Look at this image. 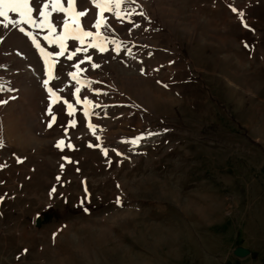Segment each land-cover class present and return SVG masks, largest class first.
<instances>
[{
  "label": "rangeland",
  "instance_id": "1",
  "mask_svg": "<svg viewBox=\"0 0 264 264\" xmlns=\"http://www.w3.org/2000/svg\"><path fill=\"white\" fill-rule=\"evenodd\" d=\"M124 7L145 15L106 14L119 52L89 49L100 67L81 64L100 141L81 105L75 117L53 105L48 128L43 61L0 26V264H264V0ZM77 8L91 9L90 28L96 10ZM84 55L60 57L50 84L73 103L67 74ZM61 138L74 150L55 147Z\"/></svg>",
  "mask_w": 264,
  "mask_h": 264
},
{
  "label": "snow or ice",
  "instance_id": "2",
  "mask_svg": "<svg viewBox=\"0 0 264 264\" xmlns=\"http://www.w3.org/2000/svg\"><path fill=\"white\" fill-rule=\"evenodd\" d=\"M90 4L94 7L95 19L93 20L91 27L88 28L82 22L83 18L89 15L91 9L78 10L77 0H0V26L7 29L10 26L17 28L21 33L25 34L32 42L33 46L38 51L44 65V74L46 78L43 80V87L48 94L49 107L47 114L50 117L48 128H52L56 122V115L53 113V105L62 103L65 107L66 114L69 117H75L77 111V105L83 107V116L86 121V127L90 130L91 134L96 137L97 141L101 140V137L97 135L98 126L91 123V117L94 115V109L100 105L94 104L91 99L85 96L81 98V91L83 88H91L93 81L90 79H82L81 74L86 72L87 69L81 68V64L85 62L91 63L93 69L99 68L100 65L92 62V57L87 55L89 49H96L103 53L108 50V44L115 46L117 52L121 49L122 41H118L114 38H110L105 35V30L115 32L109 23V17L106 14H110L115 17L118 22H124L127 20L132 23L131 17L134 14L144 16L143 11L136 13L135 9L125 8L124 5L128 0H89ZM136 0H131V3H135ZM231 11L236 13L241 23L245 28L249 27L244 22V13L235 7H231ZM54 17H57L54 19ZM24 25L34 31H28ZM139 27V25H134ZM91 29H95L92 31ZM37 32L45 33L42 37L48 45L54 46L58 51H48L41 45L40 39L37 38ZM69 41H74L77 46L74 50L69 49ZM245 47H248L245 44ZM84 53V59L78 60L72 65L74 71L68 72L70 81L75 82V88L72 92L74 103L69 101L60 95L64 91L63 88L55 89L50 86L51 82L57 79L56 66L60 62V57H66L68 61L74 60L79 54ZM142 74L143 70H142ZM96 83H99L98 81ZM167 87V85H164ZM7 101H0V104H5ZM77 121L73 118L68 121L65 127V137L68 135V128H75ZM102 131V129H100ZM148 135H153L149 133ZM143 135L133 138L131 141H127L133 145H137ZM55 147L63 150L65 147L69 149L75 148L71 143L65 142L64 138L58 140ZM88 147H99L103 155L107 156L108 152L100 144L89 143ZM119 155V153H118ZM69 163L72 161L64 157ZM18 162H22L18 160ZM0 167H4L0 165ZM64 165H61L63 170ZM59 180V177H57ZM55 192V188L52 189ZM87 192V188H85ZM3 197H0V201ZM119 203V198L117 199ZM27 251V250H25Z\"/></svg>",
  "mask_w": 264,
  "mask_h": 264
}]
</instances>
